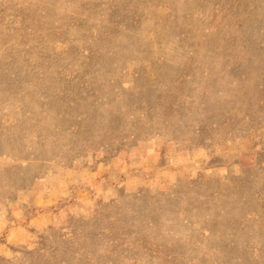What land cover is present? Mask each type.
<instances>
[{
    "label": "rangeland",
    "instance_id": "rangeland-1",
    "mask_svg": "<svg viewBox=\"0 0 264 264\" xmlns=\"http://www.w3.org/2000/svg\"><path fill=\"white\" fill-rule=\"evenodd\" d=\"M0 264H264V0H0Z\"/></svg>",
    "mask_w": 264,
    "mask_h": 264
}]
</instances>
